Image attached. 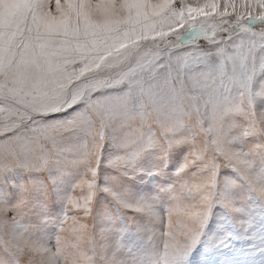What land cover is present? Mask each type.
Returning <instances> with one entry per match:
<instances>
[{
    "label": "snow or ice",
    "instance_id": "1",
    "mask_svg": "<svg viewBox=\"0 0 264 264\" xmlns=\"http://www.w3.org/2000/svg\"><path fill=\"white\" fill-rule=\"evenodd\" d=\"M0 264H264V0H0Z\"/></svg>",
    "mask_w": 264,
    "mask_h": 264
},
{
    "label": "rangeland",
    "instance_id": "2",
    "mask_svg": "<svg viewBox=\"0 0 264 264\" xmlns=\"http://www.w3.org/2000/svg\"><path fill=\"white\" fill-rule=\"evenodd\" d=\"M185 149L178 148L174 150L168 157L167 167L163 168L165 173H170L175 170L177 164L180 163ZM138 167L141 171L137 172L134 177L130 180L131 188L139 193H151L155 190L156 185L161 182H165L163 175L152 176L149 175V170L155 172L163 167V162L156 156L146 155L139 161ZM58 210V209H57Z\"/></svg>",
    "mask_w": 264,
    "mask_h": 264
}]
</instances>
